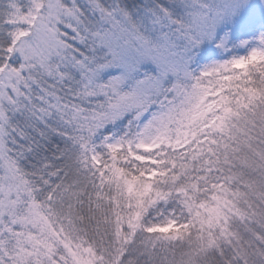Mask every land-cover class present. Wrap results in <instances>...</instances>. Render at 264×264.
Masks as SVG:
<instances>
[{"label":"snow or ice","instance_id":"6c2138e0","mask_svg":"<svg viewBox=\"0 0 264 264\" xmlns=\"http://www.w3.org/2000/svg\"><path fill=\"white\" fill-rule=\"evenodd\" d=\"M0 264H264V0H0Z\"/></svg>","mask_w":264,"mask_h":264}]
</instances>
